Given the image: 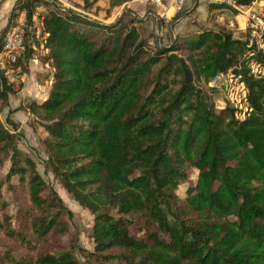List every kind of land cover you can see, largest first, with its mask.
<instances>
[{"label":"trees","instance_id":"trees-1","mask_svg":"<svg viewBox=\"0 0 264 264\" xmlns=\"http://www.w3.org/2000/svg\"><path fill=\"white\" fill-rule=\"evenodd\" d=\"M40 5L51 82L45 99L18 108L44 133L43 170L92 216L93 245L80 246L70 231L71 211L18 148L8 110L10 129L0 120V167L8 162L0 264H79L78 256L95 264H264V81L246 73L245 43L225 22L207 26L224 5L206 2V24L150 44L144 20L128 13L103 23L47 0H15L2 30L24 14L22 69ZM232 67L251 108L243 120L215 109L196 86ZM20 86L0 72V111ZM189 168L194 183L179 197Z\"/></svg>","mask_w":264,"mask_h":264},{"label":"built area","instance_id":"built-area-1","mask_svg":"<svg viewBox=\"0 0 264 264\" xmlns=\"http://www.w3.org/2000/svg\"><path fill=\"white\" fill-rule=\"evenodd\" d=\"M153 6H161L164 0H142ZM218 2L224 5V10L219 14V18L225 20L230 17H240L241 22L224 21L226 26L236 30L245 43L243 61L246 73L252 78L264 81V0H207ZM170 5L174 11H178L182 5V0H170ZM164 17V13L158 14ZM42 18V17H41ZM24 14L18 13L13 23L5 29L0 45V72L8 82L21 84L23 73L18 61L23 56V38L26 30L24 26ZM29 30L40 39V47L46 34L42 31L41 19L32 15ZM237 30H239L237 32ZM239 67V66H237ZM51 70L52 67L50 66ZM234 67L225 71L214 73L205 82H202L207 90L216 93V98L210 101L215 109L227 107L232 111L236 120H243L251 111L247 102V89L240 75L235 73ZM51 82V77L48 80Z\"/></svg>","mask_w":264,"mask_h":264},{"label":"rangeland","instance_id":"rangeland-1","mask_svg":"<svg viewBox=\"0 0 264 264\" xmlns=\"http://www.w3.org/2000/svg\"><path fill=\"white\" fill-rule=\"evenodd\" d=\"M47 1L52 2L53 4L58 6L59 8L71 9L73 11L82 13V14L90 17V18L96 19L95 17L91 16V7H90V9H85V4L90 3V5H91V0H47ZM127 1L129 2L130 0H127ZM135 2H138L141 5H143L144 9H143V13H141V15L135 16L136 14L131 12V10H129V8H126V6L124 4V6L122 8H117V10H114V15H115L114 19L121 18L123 13L124 14L128 13L132 16H135L138 19L140 18L139 20H141V21L144 20V24H143L144 31L145 32L150 31V32H152V35H153V37L148 39V42L150 44L153 43V39H155V41H157L158 36H160L161 43L165 44L167 42V39H166L167 33H171V35H177L179 33L180 34H184V33L187 34V33L193 32L196 29V26L198 24H206L207 18H206L205 7L200 4L201 6L198 8L197 6H195L197 4L196 1H195V5L193 6V0H183V3L181 5L180 9L177 12H179L181 10H184V12H182L179 16H177L174 19H172V17L177 12L174 13L172 16H170L169 19H163L162 16H159L158 13H156L153 10V8H154L153 5H150V4L145 3L143 1L141 2L139 0H135ZM122 5L123 4H121L119 6H122ZM119 6H116V7H119ZM92 7H93V5H92ZM46 12L47 11H46V8L44 6H41V5L36 6L34 8L33 16L36 17L37 19H41V17ZM109 12H110L109 9H105V14H108ZM146 12H149V13H146ZM133 14H135V15H133ZM17 16H18V14L15 15L10 20V22H8L7 26L10 25L11 23H13L14 20L17 18ZM128 17H129V15H124L123 20H127ZM156 20L158 21V25H156ZM168 20H169V23H167ZM6 23H7V20H6ZM6 23L0 27V39H2L1 37H3L2 34H3L4 30H2V29L4 28ZM23 23H25V19H24ZM177 23H180V24H178L179 26L176 27L177 31L173 33L172 28ZM215 23L222 26L224 24V20L217 17V19L215 21L207 22V26H214V25L216 26L217 24H215ZM169 30H170V32H169ZM238 31L239 30H237V32ZM234 33H236L235 29H234ZM52 72H53V70H51V73H49V74L52 75ZM196 86L205 92L206 100H208L209 102L210 101L212 102V100L214 98H216V96H217L216 93H214L213 91L209 92L207 90V88L203 85L202 82H198L196 84ZM6 111H7V109L5 110V108L0 111V120L2 121L3 125H5V127L10 129V126L5 123V119H6L7 114H8V113L6 114ZM28 122L31 123L29 118H27V115H26L25 125L27 126L26 127L27 130H25V132H23L22 128H18V125L16 124L17 127H16L15 131H17L21 135L20 140L18 142V148H20L21 150L26 151L32 155L33 159L36 162V168H37L38 172L40 173L41 177L46 182H48L49 184L52 185V187L55 189V191L57 192V194L61 198L63 204L66 206L67 209H69L71 211L72 214H71L70 221H69L70 231L71 232L76 231L78 234L79 245L84 247L85 249H88L91 251L92 245H93L92 239L90 237L92 216L87 212L86 209L81 208L76 202H74L65 193V191L62 189V187L60 186L58 181L53 179L50 172H46L43 170L42 161H43L44 153L42 152V149L40 147V139H41L42 135H44V133L36 123H32L31 124L32 127L30 128L27 124ZM7 165H8V162L5 161L3 163V165L0 167V177H2V175L5 173V171L7 169ZM195 177H196V170L189 168L187 178L177 185L176 194L179 197L184 196V191H185L186 187H188L194 183ZM8 210L10 213H13V211H14V205L11 202H9ZM131 231L133 233H137L135 224L131 226ZM138 234H139V232H138ZM66 240H67V238L65 236L61 238V241L63 243H65ZM78 261H79V264H95L93 262L86 261L85 259H83L80 256H78ZM107 264H123V263L114 259V260H111Z\"/></svg>","mask_w":264,"mask_h":264},{"label":"crops","instance_id":"crops-1","mask_svg":"<svg viewBox=\"0 0 264 264\" xmlns=\"http://www.w3.org/2000/svg\"><path fill=\"white\" fill-rule=\"evenodd\" d=\"M142 2V0H139ZM198 8L205 3L208 2L207 0H195ZM15 0H0V27L6 23L7 17L14 5ZM183 3V0H182ZM126 8H129L131 12L135 13L133 15L138 16L143 13V5L135 0H130L129 2L124 3ZM119 7H110L108 6V0H97L93 7H91V16L95 17L97 20L102 21L103 23L112 22L115 18L114 10L117 8H122L124 6ZM201 4V5H200ZM97 7V9H96ZM105 9H109L110 12L105 14ZM153 10L160 14L164 13L163 19H169L176 11L170 5V0H164L161 6H154ZM149 13V12H146ZM219 17V16H218ZM140 19V18H139ZM226 22L231 21L233 22H241L240 17H230L229 15L224 20ZM177 23L173 26L172 31L173 33L177 31L176 27L179 26ZM26 44L29 47V54L26 58L24 63V69L21 68L23 61L19 64V67L23 73V81L20 84V88L15 93H9L7 95V111H11L8 114V118L18 125V128H22L23 132H25L26 125L25 119L26 114L20 110L18 107L20 105H24L28 100H43L46 98L48 89H49V79L51 77V68L47 61L42 62L41 59L44 54V50L40 47V39L35 35L26 39ZM49 83V84H48ZM6 111V114H7ZM30 129V128H29Z\"/></svg>","mask_w":264,"mask_h":264},{"label":"water","instance_id":"water-1","mask_svg":"<svg viewBox=\"0 0 264 264\" xmlns=\"http://www.w3.org/2000/svg\"><path fill=\"white\" fill-rule=\"evenodd\" d=\"M195 5V0H193V6ZM173 22V21H172ZM172 24V23H171ZM170 24V25H171ZM169 32H170V30H169ZM234 37H237V35L236 34H234Z\"/></svg>","mask_w":264,"mask_h":264}]
</instances>
